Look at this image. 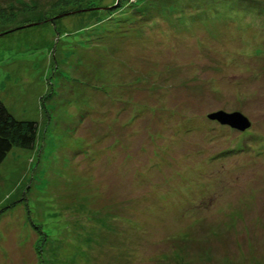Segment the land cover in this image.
I'll use <instances>...</instances> for the list:
<instances>
[{
	"label": "rangeland",
	"instance_id": "obj_1",
	"mask_svg": "<svg viewBox=\"0 0 264 264\" xmlns=\"http://www.w3.org/2000/svg\"><path fill=\"white\" fill-rule=\"evenodd\" d=\"M0 98V264H264V0H0Z\"/></svg>",
	"mask_w": 264,
	"mask_h": 264
},
{
	"label": "trees",
	"instance_id": "obj_2",
	"mask_svg": "<svg viewBox=\"0 0 264 264\" xmlns=\"http://www.w3.org/2000/svg\"><path fill=\"white\" fill-rule=\"evenodd\" d=\"M120 1L122 2L123 0ZM85 9L86 8L66 11V13H61L59 16L50 20L58 19V17L80 14L81 12H85ZM41 24H45L44 21L41 22ZM37 132L38 125L35 122L16 119L0 98V166L14 148L32 150L37 141Z\"/></svg>",
	"mask_w": 264,
	"mask_h": 264
},
{
	"label": "water",
	"instance_id": "obj_3",
	"mask_svg": "<svg viewBox=\"0 0 264 264\" xmlns=\"http://www.w3.org/2000/svg\"><path fill=\"white\" fill-rule=\"evenodd\" d=\"M222 114L223 113H217V114H213V115H211V116H209V119L210 120H216V117H220V116H222ZM243 116L241 115V114H235L233 117H231V118H226V120L224 119H221L220 120V123H224V124H229L230 126H233L234 128H238L239 130H241L242 129V131H245V130H247V129H245L246 127L247 128H249L250 127V124H249V121L246 119V118H242ZM232 118H235L234 120H232ZM243 120H245V122H247L246 124V126L245 127H242L243 126V124H242V126L240 125V123H239V121L240 122H242Z\"/></svg>",
	"mask_w": 264,
	"mask_h": 264
}]
</instances>
